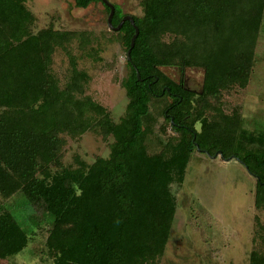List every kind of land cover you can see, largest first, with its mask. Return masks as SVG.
<instances>
[{"label": "trees", "instance_id": "16d2710c", "mask_svg": "<svg viewBox=\"0 0 264 264\" xmlns=\"http://www.w3.org/2000/svg\"><path fill=\"white\" fill-rule=\"evenodd\" d=\"M27 1L0 0V195L31 184V203L56 204L45 240L52 264H158L176 207L171 185L182 181L194 150L210 155L221 150V158L234 155L247 166L256 179L254 204L264 211V132L246 131L238 110L225 113L218 99L222 90L248 82L264 0H140L142 14H130L138 34L131 62L125 57L127 102L117 121L83 95L88 74L78 67L72 45L77 41L85 56L99 60L92 35L50 26L33 30L35 15ZM96 2L101 0H73L78 8ZM114 7L117 25L126 13ZM113 32L126 54L133 26L124 21ZM58 47L70 49L62 85L50 67ZM165 66H175L180 78L184 68L201 67V93L195 96L168 78L160 70ZM172 92L178 95L170 97ZM159 101L174 135L158 137L160 150L150 152V104ZM206 111H216V117L208 119ZM87 130L112 136L109 154L63 165L65 136ZM24 242L23 230L1 212L0 258ZM248 264H264V253L251 251Z\"/></svg>", "mask_w": 264, "mask_h": 264}, {"label": "rangeland", "instance_id": "374dc122", "mask_svg": "<svg viewBox=\"0 0 264 264\" xmlns=\"http://www.w3.org/2000/svg\"><path fill=\"white\" fill-rule=\"evenodd\" d=\"M110 1L123 13L142 14L140 0ZM27 5L35 15V31L50 26L92 35L90 46L99 47V60L85 56L84 50L77 49V41L72 45L78 67L88 74L83 95L104 106L117 121L127 102L122 80L129 70L120 38L107 27L103 4L96 2L78 8L73 0H28ZM170 39V35L163 37L166 41ZM67 51H70L68 47L65 50L56 48L50 65L61 85L70 67ZM160 70L172 80L180 77L175 66L160 67ZM250 72L244 87L234 84L221 91L219 104L227 114L237 109L246 131L264 132V14ZM183 73L189 86L196 90L201 88V67L188 66ZM162 102L150 104L154 119L153 132L147 139L150 152L160 150L158 137L166 141L174 135L163 120ZM205 116L212 119L216 111H206ZM195 128L200 129L199 121ZM65 140L61 162L75 165V158L91 163L97 157L107 156L113 138L87 130L76 138L65 136ZM255 187V177L241 161L210 157L194 150L182 181L171 185L176 207L170 235L158 264H248L251 251L264 253V211L254 204ZM33 190L29 184L8 197L0 195V213L7 211L25 235L24 244L13 255L0 258V264H52L45 240L57 207L54 203L55 208L31 203L29 196Z\"/></svg>", "mask_w": 264, "mask_h": 264}, {"label": "water", "instance_id": "95a60500", "mask_svg": "<svg viewBox=\"0 0 264 264\" xmlns=\"http://www.w3.org/2000/svg\"><path fill=\"white\" fill-rule=\"evenodd\" d=\"M101 3L105 6H107L109 8V12L107 14V18H106V23H107V27L113 31H118L123 22L124 21H129L130 24L133 26L134 28V33L132 34L131 38H130V44H129V47L127 48L126 50V54H125V57H126V60L131 62V58H130V51H131V48L133 47L134 45V41H135V38L138 34V27L136 26V24L134 23V19L133 17L130 15V14H125L122 16V18L120 19V21L117 23V25H113L112 24V17H113V14H114V10H115V7H114V3L111 2L110 0H101ZM135 72H136V75H137V78L139 80H141V78L139 77V73L137 71V68L132 64ZM168 89V88H167ZM171 122H172V117L170 118ZM195 147L200 150V148L198 147V144L195 143ZM208 156L210 157H216V156H220L222 157L223 154H222V151L221 150H218L216 151L213 155H210L208 152H205ZM231 158H235L237 159L234 155H231L229 157H224L225 160H229ZM246 168V170L248 169L247 166H244ZM248 171V170H247ZM253 175V174H251ZM255 177V176H254Z\"/></svg>", "mask_w": 264, "mask_h": 264}, {"label": "flooded vegetation", "instance_id": "af4514ba", "mask_svg": "<svg viewBox=\"0 0 264 264\" xmlns=\"http://www.w3.org/2000/svg\"><path fill=\"white\" fill-rule=\"evenodd\" d=\"M175 81L176 83H179L181 84V86L185 89V90H188L190 92H192L193 95H199L202 91V84H201V88L199 90H196L195 88H192L191 86L188 85L187 81L185 80L184 78V73L182 74L181 78L179 77L178 80H173ZM167 89V88H166ZM167 92H168V89H167ZM171 95H178L177 93L175 92H172L170 94V97H172ZM175 97V96H174ZM207 155V154H206Z\"/></svg>", "mask_w": 264, "mask_h": 264}]
</instances>
